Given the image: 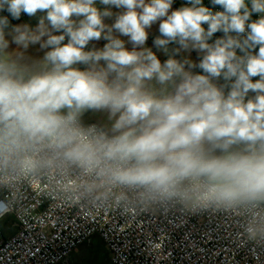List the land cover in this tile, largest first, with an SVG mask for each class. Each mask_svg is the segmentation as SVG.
Instances as JSON below:
<instances>
[{
  "label": "clouds",
  "instance_id": "clouds-1",
  "mask_svg": "<svg viewBox=\"0 0 264 264\" xmlns=\"http://www.w3.org/2000/svg\"><path fill=\"white\" fill-rule=\"evenodd\" d=\"M210 2L222 10L203 0L174 10V0H0L16 20L43 14L34 28L0 16V171L74 165L193 208L264 201V0ZM156 23L157 49L195 50L198 63H161L146 46ZM37 43L43 57L26 58ZM89 111H107L110 131L83 123Z\"/></svg>",
  "mask_w": 264,
  "mask_h": 264
},
{
  "label": "built area",
  "instance_id": "built-area-1",
  "mask_svg": "<svg viewBox=\"0 0 264 264\" xmlns=\"http://www.w3.org/2000/svg\"><path fill=\"white\" fill-rule=\"evenodd\" d=\"M94 237L111 264H264V202L193 208L59 163L0 171V264H61Z\"/></svg>",
  "mask_w": 264,
  "mask_h": 264
},
{
  "label": "crops",
  "instance_id": "crops-1",
  "mask_svg": "<svg viewBox=\"0 0 264 264\" xmlns=\"http://www.w3.org/2000/svg\"><path fill=\"white\" fill-rule=\"evenodd\" d=\"M97 6L100 7L101 9H103L105 7L104 5H100L99 2L97 3ZM172 7H173V10L176 9L174 7V5ZM111 11L113 13H116L119 10L116 9V8H112ZM40 15H43V14L40 13V14H38L37 17H29L26 14L21 15L20 19L16 20V22H14V23H11V25H18V24L28 23L34 28L36 26V24H37L38 17ZM113 22H114V17L112 19H108V18L105 19V23H107V24H111ZM158 35H159L158 23H156V24H154L152 26L151 29H149V38L147 40L146 46L151 48L153 50V52L156 53L157 57L161 60V63H163L165 60H167L170 56H174L176 59H179V60H183L184 58H188V59L198 63V61L200 59V56L197 53V51H195V50H189V51L181 50L179 52V54L176 55L175 52H174V49L177 48L178 45H175V44H169L168 45L169 51L167 53H165L163 50L157 49L156 46L154 45L153 41H154V38L156 36H158ZM120 38L125 40L126 47L129 50H131L132 49V44L128 42V37L122 36ZM6 39L11 41L12 37L11 36H6ZM45 39H46V37H45ZM66 42H67V39L65 40V43ZM105 43H107V41L104 40V39H101L99 41H91L89 43V45L87 46L86 50H91L93 48H96V49L103 48ZM16 48H17V45L15 43H10L9 51H12L13 49H16ZM45 51H47V49H42L40 44L37 43V44H34V45H30L28 47V49L26 50L25 56H26V58H29V59H41L43 57ZM101 63H103V62H101ZM80 67L83 68L84 66L81 65ZM192 71L199 72L200 69L194 68V69H192ZM254 79H258V78H254ZM219 83H224L222 78L219 81ZM82 121L85 122V123H95L98 126H101L105 130H109V131L111 129L112 123L114 122L112 119H109L107 111H101V112H91V111H89L86 114H84V116L82 117ZM77 250L72 254V256L70 257L69 260H67V261H65V262H63L61 264H71L72 261L74 260V255L77 252Z\"/></svg>",
  "mask_w": 264,
  "mask_h": 264
},
{
  "label": "rangeland",
  "instance_id": "rangeland-1",
  "mask_svg": "<svg viewBox=\"0 0 264 264\" xmlns=\"http://www.w3.org/2000/svg\"><path fill=\"white\" fill-rule=\"evenodd\" d=\"M72 263L111 264L109 253L107 252L103 242L99 239V237H94L92 240L81 245L75 253Z\"/></svg>",
  "mask_w": 264,
  "mask_h": 264
},
{
  "label": "trees",
  "instance_id": "trees-1",
  "mask_svg": "<svg viewBox=\"0 0 264 264\" xmlns=\"http://www.w3.org/2000/svg\"><path fill=\"white\" fill-rule=\"evenodd\" d=\"M0 16H8V19H9L10 23L16 22V19H13L11 17V15L6 10L5 11H0ZM216 38H219V37L217 35L215 37L213 36L212 40H210L209 42L210 43L213 42Z\"/></svg>",
  "mask_w": 264,
  "mask_h": 264
}]
</instances>
